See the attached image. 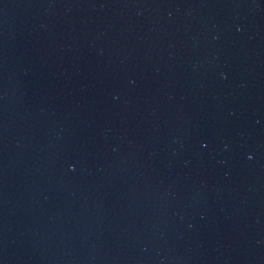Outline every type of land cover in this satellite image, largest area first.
I'll use <instances>...</instances> for the list:
<instances>
[{"label": "water", "instance_id": "1", "mask_svg": "<svg viewBox=\"0 0 264 264\" xmlns=\"http://www.w3.org/2000/svg\"><path fill=\"white\" fill-rule=\"evenodd\" d=\"M0 264H264V0H0Z\"/></svg>", "mask_w": 264, "mask_h": 264}]
</instances>
